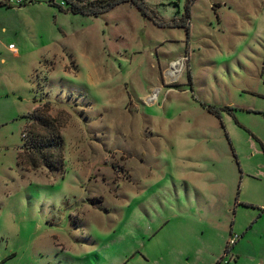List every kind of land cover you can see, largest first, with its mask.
<instances>
[{"label":"rangeland","instance_id":"374dc122","mask_svg":"<svg viewBox=\"0 0 264 264\" xmlns=\"http://www.w3.org/2000/svg\"><path fill=\"white\" fill-rule=\"evenodd\" d=\"M144 2L0 0V264H264V0Z\"/></svg>","mask_w":264,"mask_h":264},{"label":"trees","instance_id":"16d2710c","mask_svg":"<svg viewBox=\"0 0 264 264\" xmlns=\"http://www.w3.org/2000/svg\"><path fill=\"white\" fill-rule=\"evenodd\" d=\"M62 2L72 13L90 15H98L125 2L135 5L145 14L148 10L144 0H62ZM58 6L60 9L63 8ZM188 20L189 12L179 25L188 26ZM23 117L29 122L22 133V148L29 165L33 169L46 167L52 171H63L65 141L58 119L50 114V102L46 101L36 106L29 115Z\"/></svg>","mask_w":264,"mask_h":264},{"label":"built area","instance_id":"2783aa9c","mask_svg":"<svg viewBox=\"0 0 264 264\" xmlns=\"http://www.w3.org/2000/svg\"><path fill=\"white\" fill-rule=\"evenodd\" d=\"M30 0H11L12 3L16 4V5H23L26 2H29ZM9 48L14 49L15 47L13 46V44L9 45ZM236 236L231 237L229 243L232 244L235 242Z\"/></svg>","mask_w":264,"mask_h":264}]
</instances>
